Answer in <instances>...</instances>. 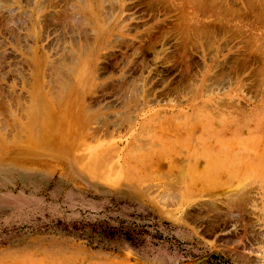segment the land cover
Here are the masks:
<instances>
[{
  "label": "rangeland",
  "instance_id": "1",
  "mask_svg": "<svg viewBox=\"0 0 264 264\" xmlns=\"http://www.w3.org/2000/svg\"><path fill=\"white\" fill-rule=\"evenodd\" d=\"M263 54L264 0H0V264H264Z\"/></svg>",
  "mask_w": 264,
  "mask_h": 264
},
{
  "label": "trees",
  "instance_id": "2",
  "mask_svg": "<svg viewBox=\"0 0 264 264\" xmlns=\"http://www.w3.org/2000/svg\"><path fill=\"white\" fill-rule=\"evenodd\" d=\"M86 226H87V224H84L83 227L85 228ZM100 229H101V228H100ZM74 230H76V228H75ZM93 231H96V230H93ZM144 233H147V232H144ZM102 234L105 235L106 237H109V238H113L114 235H116L115 232H113V231L110 232V231H108V230H107V231H106V230H105V231L103 230V231H102ZM126 237H131L132 242H133L134 237H133L130 233H128Z\"/></svg>",
  "mask_w": 264,
  "mask_h": 264
},
{
  "label": "bare ground",
  "instance_id": "3",
  "mask_svg": "<svg viewBox=\"0 0 264 264\" xmlns=\"http://www.w3.org/2000/svg\"><path fill=\"white\" fill-rule=\"evenodd\" d=\"M261 1V0H260ZM210 2V1H209ZM255 2V1H254ZM96 3V2H95ZM105 3V2H104ZM250 4V3H249ZM260 5V4H259ZM105 6V5H104ZM246 6H247V3H246ZM254 6V5H253ZM106 7V6H105ZM262 7H263V4H262ZM84 8V7H83ZM247 8V7H246ZM251 8V7H250ZM103 10V9H102ZM101 10V11H102ZM247 10V9H246ZM253 10H255V9H253ZM234 11V10H233ZM248 11V10H247ZM100 12V11H99ZM254 11H252L251 13H253ZM232 14V13H231ZM249 14H250V11H249ZM254 14H256V13H254ZM239 15V14H238ZM241 15V14H240ZM252 15V14H251ZM256 16V15H255ZM258 16V15H257ZM259 17V16H258ZM88 19V18H87ZM102 19V18H101ZM229 19V18H228ZM188 25V24H187ZM192 25V24H191ZM243 26V25H242ZM247 26V25H246ZM193 27V26H192ZM198 28V27H197ZM193 29V28H192ZM241 29V28H240ZM191 30V29H190ZM187 31V30H186ZM192 31V30H191ZM182 33V32H181ZM82 34V32L80 33V35ZM188 34V33H187ZM192 34V33H191ZM194 36H196V35H194ZM200 36V35H199ZM188 37V36H187ZM210 46H212L211 44H210ZM77 47V46H76ZM254 49V48H253ZM261 53H263V52H261ZM256 54V53H255ZM264 55V54H263ZM261 56V55H260ZM260 60H263V59H260ZM74 61V60H73ZM261 68H259V70H260ZM258 70V71H259ZM260 73V72H259ZM261 75V74H260ZM137 89V88H136ZM38 105V104H37ZM40 111V110H39ZM42 112V111H41ZM9 123V122H8ZM11 125V124H10ZM12 127V126H11ZM21 130V129H20ZM1 134V133H0ZM17 134V133H16ZM16 137V136H15ZM5 142V141H4ZM249 188V187H248ZM236 191V190H235ZM244 193V192H243ZM246 193V192H245ZM240 196V195H239ZM234 198H235V196H234ZM231 199V198H230ZM229 199V200H230ZM228 200V199H227ZM231 201V200H230ZM234 201V200H233ZM232 201V202H233ZM241 202V201H240ZM243 204V203H242ZM234 206V205H233Z\"/></svg>",
  "mask_w": 264,
  "mask_h": 264
}]
</instances>
